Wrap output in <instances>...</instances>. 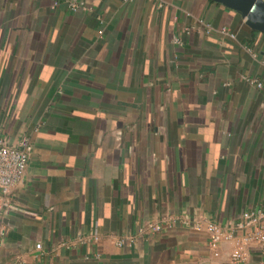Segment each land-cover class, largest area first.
<instances>
[{"label":"crops","instance_id":"crops-1","mask_svg":"<svg viewBox=\"0 0 264 264\" xmlns=\"http://www.w3.org/2000/svg\"><path fill=\"white\" fill-rule=\"evenodd\" d=\"M81 1L0 0V137L32 144L0 264H264L206 230L264 207V31L215 0Z\"/></svg>","mask_w":264,"mask_h":264},{"label":"built area","instance_id":"built-area-1","mask_svg":"<svg viewBox=\"0 0 264 264\" xmlns=\"http://www.w3.org/2000/svg\"><path fill=\"white\" fill-rule=\"evenodd\" d=\"M67 6L76 11L83 8L81 0H64ZM205 31L211 28L204 25ZM225 30L223 29V32ZM175 43H180L179 38H174ZM250 84L258 88H264L263 84L256 80H247ZM32 150L31 140L28 136H23L17 144H11L0 137V193L6 199L13 191L23 176L27 166V161ZM173 219V218H172ZM180 222L193 231L202 229V219L184 216ZM152 230L160 229V225H151ZM206 230L210 234L208 246L215 255L218 254V245L223 240L239 238L238 241L247 242L252 245L264 246V207L245 210L230 226H221L213 221H207ZM237 232H240L237 235ZM124 239L118 240V244L124 243ZM40 248V244H36ZM245 255L241 251V244L238 242L232 252L231 259L240 264H248Z\"/></svg>","mask_w":264,"mask_h":264},{"label":"water","instance_id":"water-1","mask_svg":"<svg viewBox=\"0 0 264 264\" xmlns=\"http://www.w3.org/2000/svg\"><path fill=\"white\" fill-rule=\"evenodd\" d=\"M237 11L251 28L264 31V0H215Z\"/></svg>","mask_w":264,"mask_h":264}]
</instances>
